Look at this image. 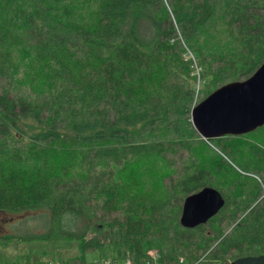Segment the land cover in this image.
Segmentation results:
<instances>
[{
    "label": "trees",
    "instance_id": "trees-1",
    "mask_svg": "<svg viewBox=\"0 0 264 264\" xmlns=\"http://www.w3.org/2000/svg\"><path fill=\"white\" fill-rule=\"evenodd\" d=\"M263 60L264 0H0V220L46 211L27 238H77L65 264L264 253V123L203 138L189 114ZM205 186L224 200L186 227Z\"/></svg>",
    "mask_w": 264,
    "mask_h": 264
},
{
    "label": "water",
    "instance_id": "water-1",
    "mask_svg": "<svg viewBox=\"0 0 264 264\" xmlns=\"http://www.w3.org/2000/svg\"><path fill=\"white\" fill-rule=\"evenodd\" d=\"M191 124L203 138L250 132L264 123V60L248 77L228 80L204 95L189 111ZM221 193L209 186L183 201L179 220L189 227L220 208ZM229 264H264V253L235 257Z\"/></svg>",
    "mask_w": 264,
    "mask_h": 264
},
{
    "label": "rangeland",
    "instance_id": "rangeland-1",
    "mask_svg": "<svg viewBox=\"0 0 264 264\" xmlns=\"http://www.w3.org/2000/svg\"><path fill=\"white\" fill-rule=\"evenodd\" d=\"M204 37V34H202ZM210 41H221L218 37H208ZM191 50H188V57L191 59ZM192 61V59H191ZM197 79L200 77L199 72L194 73ZM208 83L200 84V92L195 95V101L199 100L212 89ZM210 88V90H209ZM148 180V179H147ZM6 217V216H5ZM3 217L0 223V264L26 263L32 264L36 262H45L51 260L54 264H65L67 259L75 256L78 250L77 238H66L64 236L56 239L45 238L38 239L36 237L27 238L31 233H42L46 228L45 221L48 219L46 211L37 210L32 214L23 212L16 214L13 218ZM7 219V220H6ZM100 251L86 250L85 260L89 261L91 258H96Z\"/></svg>",
    "mask_w": 264,
    "mask_h": 264
},
{
    "label": "built area",
    "instance_id": "built-area-1",
    "mask_svg": "<svg viewBox=\"0 0 264 264\" xmlns=\"http://www.w3.org/2000/svg\"><path fill=\"white\" fill-rule=\"evenodd\" d=\"M190 54H191V52H190ZM190 56H191V59L193 61L194 67H195L193 73L198 74L199 66L197 65L196 61L192 57V54ZM148 254L150 257L149 261L138 262L137 264H165V263H162L161 261H159V259H158L159 253H158L157 249H154V250L150 249ZM11 264H16V263L12 262ZM18 264H26V263H18ZM32 264H54V263L51 260H45V262H42V263H32ZM72 264H77V263H72ZM83 264H135V263L132 262V260L129 257H125L124 259H120V260H113V259L110 260L109 258L98 257L97 259L91 258L89 261H85Z\"/></svg>",
    "mask_w": 264,
    "mask_h": 264
}]
</instances>
